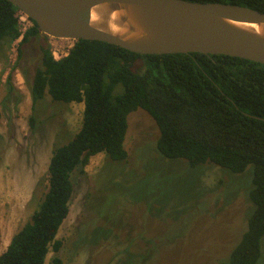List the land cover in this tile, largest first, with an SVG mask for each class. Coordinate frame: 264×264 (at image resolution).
I'll return each instance as SVG.
<instances>
[{"label":"rangeland","instance_id":"rangeland-1","mask_svg":"<svg viewBox=\"0 0 264 264\" xmlns=\"http://www.w3.org/2000/svg\"><path fill=\"white\" fill-rule=\"evenodd\" d=\"M20 40L0 42V254L38 207L52 151L81 128L84 113L83 102H55L48 93L32 109L41 45L61 52L75 40L42 32ZM128 117L129 157L112 160L101 152L86 173L75 171L70 212L57 235L63 246L51 249L45 264H56L55 256L62 264H120L152 240L159 249L150 264H230L254 208V165L242 173L210 162L192 168L158 151L159 129L145 109ZM262 250L255 264H264V239Z\"/></svg>","mask_w":264,"mask_h":264},{"label":"trees","instance_id":"trees-1","mask_svg":"<svg viewBox=\"0 0 264 264\" xmlns=\"http://www.w3.org/2000/svg\"><path fill=\"white\" fill-rule=\"evenodd\" d=\"M197 1L233 2L264 11V0ZM19 11L10 0H0V42L21 37ZM33 23L20 45L41 33ZM47 93L55 102H83L82 126L54 147L47 190L0 254V264H45L51 249L61 250L63 240L57 235L70 212L73 174L86 173L91 158L101 152L112 160L129 157L128 116L138 108L155 120L156 148L167 158L185 159L192 168L215 163L234 173L254 165L249 192L254 208L229 263L258 262L264 239V63L201 52L142 54L90 39L75 40L68 55L57 60L50 46L42 44L41 66L31 87L34 112ZM35 118L32 114V129ZM153 241L144 253H129L120 264H150L159 249ZM53 260L62 264L58 256Z\"/></svg>","mask_w":264,"mask_h":264},{"label":"water","instance_id":"water-1","mask_svg":"<svg viewBox=\"0 0 264 264\" xmlns=\"http://www.w3.org/2000/svg\"><path fill=\"white\" fill-rule=\"evenodd\" d=\"M40 31L142 54L212 53L264 63V11L197 0H10Z\"/></svg>","mask_w":264,"mask_h":264},{"label":"built area","instance_id":"built-area-1","mask_svg":"<svg viewBox=\"0 0 264 264\" xmlns=\"http://www.w3.org/2000/svg\"><path fill=\"white\" fill-rule=\"evenodd\" d=\"M18 18H19V30L21 32V37L19 39H21L22 36L24 35V33L30 27H32L34 23H33V20L30 17H28L26 14H24L21 11L18 12ZM73 45H74V43H73ZM73 45H70L68 47L69 49H67V50L65 49V50H63L61 52H56V51H53L52 49H51V51H52L55 59L59 60V59H62L63 57H65L66 55H68V53H69V51H70V49H71V47Z\"/></svg>","mask_w":264,"mask_h":264}]
</instances>
